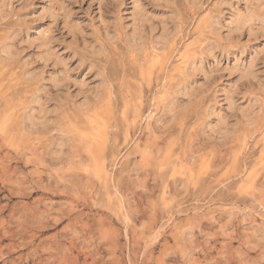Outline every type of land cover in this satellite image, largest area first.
Listing matches in <instances>:
<instances>
[{
	"label": "rangeland",
	"instance_id": "1",
	"mask_svg": "<svg viewBox=\"0 0 264 264\" xmlns=\"http://www.w3.org/2000/svg\"><path fill=\"white\" fill-rule=\"evenodd\" d=\"M0 264H264V0H0Z\"/></svg>",
	"mask_w": 264,
	"mask_h": 264
},
{
	"label": "bare ground",
	"instance_id": "2",
	"mask_svg": "<svg viewBox=\"0 0 264 264\" xmlns=\"http://www.w3.org/2000/svg\"><path fill=\"white\" fill-rule=\"evenodd\" d=\"M170 57H171V56H170ZM165 67H166V66H165ZM97 113H98V112H97ZM97 113H96V114H97ZM142 116H143V115H142ZM99 123H100V122H99ZM97 127H98V126H97ZM97 127H96L95 129H97ZM102 127H103V126H102ZM100 129H101V128H100ZM87 132H88V131H87ZM98 132H99V131H98ZM100 133H102V132H100ZM91 138H92V137H91ZM96 139H97V138H96ZM92 140H94V139H92ZM92 140H91V141H92ZM94 141H95V140H94ZM96 142H97V141H96ZM92 143H93V142H92ZM95 144H97V143H95ZM92 145H93V144H92ZM92 145H91V146H92Z\"/></svg>",
	"mask_w": 264,
	"mask_h": 264
}]
</instances>
